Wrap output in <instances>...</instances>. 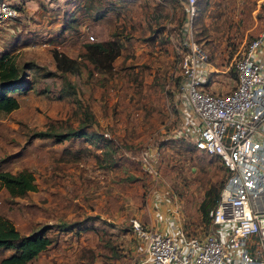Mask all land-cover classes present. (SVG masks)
<instances>
[{"label":"rangeland","instance_id":"1","mask_svg":"<svg viewBox=\"0 0 264 264\" xmlns=\"http://www.w3.org/2000/svg\"><path fill=\"white\" fill-rule=\"evenodd\" d=\"M8 1L17 12L0 20V51H10L33 86L18 95L17 109L0 111V168H30L37 188L21 196L1 188L0 214L22 233L53 225L55 239L27 264H142L147 238L133 229L134 217L152 232L161 219L185 233L208 231L199 203L224 167L194 146L198 118L177 83L190 49L185 2ZM195 5L190 30L208 55L200 76L208 89L228 90L235 58L261 30V0ZM106 39L120 43L119 54L113 66L90 71L80 44ZM54 49L76 58L77 70L57 68ZM80 125L103 142L37 134Z\"/></svg>","mask_w":264,"mask_h":264},{"label":"built area","instance_id":"2","mask_svg":"<svg viewBox=\"0 0 264 264\" xmlns=\"http://www.w3.org/2000/svg\"><path fill=\"white\" fill-rule=\"evenodd\" d=\"M183 1L190 49L183 56L179 87L198 118L194 146L218 157L225 178L203 235H188L181 227L172 233L147 231L137 217L131 224L147 238L143 262L149 264H264V0L261 30L235 58V81L225 91L208 89L207 78L200 76L203 65L209 70L208 55L190 30L197 0ZM16 12L8 0H0V20Z\"/></svg>","mask_w":264,"mask_h":264},{"label":"trees","instance_id":"3","mask_svg":"<svg viewBox=\"0 0 264 264\" xmlns=\"http://www.w3.org/2000/svg\"><path fill=\"white\" fill-rule=\"evenodd\" d=\"M10 3L15 5L14 2ZM187 19L185 21L184 31L187 32ZM186 40V38H185ZM120 43L114 39L86 41L80 44L79 55L85 65L91 71L93 68H108L113 66L114 58L119 54ZM55 65L64 72L76 71L78 61L65 53L53 50ZM22 69V71H21ZM28 75L24 68L18 65L16 58L5 49L0 51V111L4 113L11 112L19 107L18 95L25 94L31 89V84H26ZM181 75L178 78V84L182 80ZM72 87V84L66 79V86ZM39 135H52L58 138H68L71 136H82L95 144L103 142L101 133L90 131L83 125L73 127L67 131L56 132L51 130H38ZM112 150V149H111ZM147 151V149L145 150ZM145 151L141 153H145ZM111 153V151H108ZM116 162V161H115ZM224 176L219 178L213 186H207L204 191V198L199 203L201 219L209 222L208 210L216 203L220 188L223 184ZM5 188L11 196H21L27 192L35 191L37 182L30 168L24 166L17 171L0 168V189ZM144 224V221H142ZM81 222L67 224L62 222L61 228L67 229L74 225L79 226ZM72 225V226H71ZM53 228V225L40 226L29 232L22 233L14 222L6 215L0 214V264H27L37 257L41 252L51 246L55 239L53 235L47 233V230ZM86 229V226H80ZM188 235H196L187 232Z\"/></svg>","mask_w":264,"mask_h":264},{"label":"crops","instance_id":"4","mask_svg":"<svg viewBox=\"0 0 264 264\" xmlns=\"http://www.w3.org/2000/svg\"><path fill=\"white\" fill-rule=\"evenodd\" d=\"M158 220V219H157ZM165 220V219H164ZM163 219H161V221L160 222H158V221H154V222H157L158 224H157V226H159V227H161V230H160V232H162V233H170V232H172V231H174L175 229H176V225H175V222L172 224V223H170L169 222V226H167L168 224L167 223H165V221H164ZM163 221V222H162ZM167 224V225H166ZM177 226H179V224L177 225ZM181 226V225H180ZM144 261V259L142 260V264H149V263H147V262H143Z\"/></svg>","mask_w":264,"mask_h":264}]
</instances>
